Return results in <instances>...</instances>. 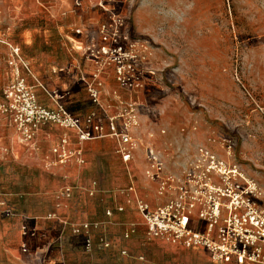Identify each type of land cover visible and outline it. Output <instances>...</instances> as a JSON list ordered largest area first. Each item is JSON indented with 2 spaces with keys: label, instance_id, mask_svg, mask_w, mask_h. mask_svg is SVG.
Masks as SVG:
<instances>
[{
  "label": "rangeland",
  "instance_id": "rangeland-1",
  "mask_svg": "<svg viewBox=\"0 0 264 264\" xmlns=\"http://www.w3.org/2000/svg\"><path fill=\"white\" fill-rule=\"evenodd\" d=\"M39 3L46 5L44 0ZM73 3L84 8L85 14L79 26L67 31L55 24L46 28L43 14L30 23L25 19L18 23V0H0V61L4 65L0 104L4 100L3 89L16 80L17 66H24L18 59L15 70L10 65L12 48L20 50L28 67L32 65L31 59L46 54L49 59L56 57L49 62L56 74L64 68H76L72 66L75 63L81 69L91 67L95 73V65L85 54L88 48L101 43V26L116 22L118 39L133 44L146 57L145 85L129 91L115 80L112 72L103 73L114 78L126 102L111 118L131 107L138 108L140 127L134 131V137L146 143L148 134H153L152 144L163 153L170 171L178 173L179 166L190 162L192 153L205 146L226 163L228 170L237 171L230 174L232 180L246 188L254 186L264 200V0H73ZM35 23L43 28L34 31L42 36L40 44L34 46L28 40L25 42L24 29ZM73 35L81 39L79 43L67 38ZM81 82L86 86L87 80L81 78ZM43 88L61 97L62 102L61 93L68 94L61 89L53 91L44 83L43 87L37 85L35 91L41 90L47 96ZM90 115H95L104 126L105 134L110 133L109 118ZM0 122L10 129V119L1 113ZM117 125L122 128V122ZM22 148L29 152L28 148ZM144 154L140 148L134 163L141 174L146 167ZM114 168L117 183L112 190L116 193L115 190L128 185L119 186L123 173L128 182L129 179L122 162H115ZM69 184L74 185L71 180ZM10 207L14 217L0 213V221L17 230L0 237L3 247L0 264H213L205 251L184 250L165 240H149L144 230L142 240L125 235L118 238L120 250L134 245L129 253L105 249L100 235L91 229L75 233L71 216L67 224L61 215L54 220H40L45 231L40 229L37 238L28 239L22 233V224L17 226L15 222L23 214ZM86 236L92 241L90 250L85 247ZM24 246L28 248L26 253Z\"/></svg>",
  "mask_w": 264,
  "mask_h": 264
},
{
  "label": "built area",
  "instance_id": "built-area-1",
  "mask_svg": "<svg viewBox=\"0 0 264 264\" xmlns=\"http://www.w3.org/2000/svg\"><path fill=\"white\" fill-rule=\"evenodd\" d=\"M100 5L103 7V3ZM99 32L101 43L88 48L85 54L95 65L92 78L97 80L108 71L129 91L144 88L146 57L133 44L118 39L116 22L103 24ZM77 34H81V31L77 30ZM17 59L28 68L20 56V50L12 48L10 65L14 70ZM16 76V80L3 89L0 113L10 119L24 148L36 150L38 135L48 126L74 133V137L64 133L49 148V153L43 158L46 171L52 172L57 167L69 164L79 169L85 168L88 164L86 144L112 139L115 141V153L124 164L129 179L126 187L115 190L116 194L134 203L149 240H165L184 250L205 251L213 264H264V200L254 186L246 188L232 180L230 174L234 175L237 171L228 170L226 163L215 152L201 146L192 153L190 162L180 165V171L174 173L166 166L163 153L153 146V134H148L146 143L134 137V131L140 127L138 108L131 107L126 113L109 118L110 133L105 134L104 126L95 115L80 118L67 110L61 97L43 88L52 102L50 106L45 105L35 89L19 77L18 70ZM86 87L93 101L97 102V88L88 82ZM118 122H122L121 129ZM140 148L145 152L143 178L144 183L151 186L149 191L148 187L144 189L139 183L132 167ZM11 151L9 147L0 145V158L8 157ZM97 191L98 183L93 182V188L86 192L93 197ZM74 192L75 188L70 184L59 189L54 195L56 208L67 209ZM118 211L124 210L119 208ZM0 213L8 218L14 217L6 200H0ZM112 213V210L106 211L109 217ZM56 218L58 214L52 212L44 219ZM91 228L92 224H83L75 233ZM22 233L25 237L34 238L37 229L25 223ZM135 233L136 227L132 226L124 235L130 238ZM100 242L109 246L104 237H100ZM85 247L87 250L92 248L89 236H86ZM23 251L26 253L28 248L24 246Z\"/></svg>",
  "mask_w": 264,
  "mask_h": 264
},
{
  "label": "crops",
  "instance_id": "crops-1",
  "mask_svg": "<svg viewBox=\"0 0 264 264\" xmlns=\"http://www.w3.org/2000/svg\"><path fill=\"white\" fill-rule=\"evenodd\" d=\"M44 1L46 2L45 6L40 4L39 0H26V4L23 0H18L16 7L17 16L20 17L18 23L24 21V19L27 23H30L39 14H43L47 19L44 23L46 28L48 24L49 26L50 24H55L69 31L82 23L85 9L75 7L73 0ZM91 18H93L92 15ZM39 28L43 27H40L38 23L25 28V42L28 40L27 43L34 46L40 44L38 41L42 36L38 35V33L36 35V32H34ZM45 37L47 36L45 35ZM67 38H71L73 42L77 40L78 43L81 40L75 35ZM46 43L48 44V42ZM53 60H56V57L49 59L46 54H41V56L38 55L31 59L32 65L30 67L26 68L18 65L17 70H19L20 76L21 74L22 76L25 75V77L21 78L34 89H36L37 85L43 87L44 83L46 87L53 91L59 89V91L68 92L67 96H65V92L61 93L65 107L82 118L91 113L104 116L106 119L111 118L116 115V109H121L126 103L121 97L119 86L109 73L99 76L96 80L91 77L94 74L91 67L85 66V68L81 69L75 63L72 66L76 68H64L56 74V69L51 65L49 66V62ZM43 66H49V68L46 69L44 67V69ZM3 68L4 65L0 61V77L4 72ZM81 78H84L97 88L98 95H100L97 102L93 101L89 93V95L87 94L88 90L85 84L81 82ZM37 92L40 101L50 106V99L41 90ZM81 93H84V95H81ZM116 106H119V108ZM5 125V123L0 122V143L9 146L12 151L7 159H0V199L6 200L19 214H23L22 216L18 215V218L15 219V222L18 223L17 226L21 224L23 226L26 223L28 226L36 228L37 236L34 238H37L40 229L45 231L41 224L42 222H39L44 217L40 218L37 216L56 212L65 218V224H67V221L69 223L71 216V225L74 226V232L83 224H92V233L99 234L100 237H104L109 243V246L101 244L105 249L123 254L124 252H131L135 248L134 245L131 243L127 248L120 250L116 242L118 238L128 233L132 226L137 227L136 233L132 237L140 238V240L145 237L143 232V230L145 231L144 224L136 211L134 203L122 196H117L112 190L117 183L114 165L115 162H121L115 153L114 140L101 139L87 143L85 155L88 164L85 168L79 169L69 164L48 172L44 169L43 158L49 153V148L52 144L58 142L64 133H69L72 137H74V133L66 132L57 126H48L41 130L38 135L37 149L26 153L23 151L20 138L12 125L8 124L10 129H7ZM134 163L133 166H135ZM133 171L139 183L145 187L144 189L148 187L149 191L151 186L144 183V178L139 176L141 175L142 177L143 175L141 170L135 166ZM123 174L124 177H122L119 186L128 184L125 173ZM70 180L76 189L74 198L70 202L69 208L58 209L56 208L54 195L63 186L68 185ZM93 182L98 183V191L94 197H91L86 191L93 188ZM119 208H123L124 211L119 212ZM107 210H112L111 217L106 215ZM24 216H29L30 221L23 220L21 217L26 219ZM13 228L12 224L6 225L4 221H0V237L8 236L7 234L11 231L17 230V228ZM28 239L33 238L28 237ZM133 240L131 242H134ZM0 248L3 247L0 246Z\"/></svg>",
  "mask_w": 264,
  "mask_h": 264
},
{
  "label": "bare ground",
  "instance_id": "bare-ground-1",
  "mask_svg": "<svg viewBox=\"0 0 264 264\" xmlns=\"http://www.w3.org/2000/svg\"><path fill=\"white\" fill-rule=\"evenodd\" d=\"M228 173H232L231 171H228Z\"/></svg>",
  "mask_w": 264,
  "mask_h": 264
}]
</instances>
